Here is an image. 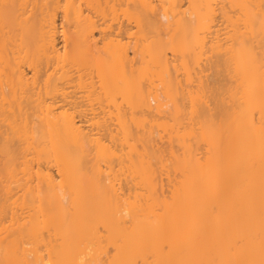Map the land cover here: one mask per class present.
I'll use <instances>...</instances> for the list:
<instances>
[{
  "label": "bare ground",
  "instance_id": "1",
  "mask_svg": "<svg viewBox=\"0 0 264 264\" xmlns=\"http://www.w3.org/2000/svg\"><path fill=\"white\" fill-rule=\"evenodd\" d=\"M178 51L191 53L199 71L204 51L217 52L221 66L224 59L228 112L205 122L203 140L216 150L228 119L225 170L192 181L197 165L185 167L187 180L164 185L160 168L154 179L143 165L141 181L137 174L124 192L101 162L113 164L116 138L130 133L126 120L161 109L163 95L178 103L171 72L180 81L181 67L190 72L189 61L175 64ZM147 54L163 95L139 81L149 74ZM188 100L191 109L204 104ZM204 146L199 157L187 149L185 163L192 167ZM116 158L118 166L127 159ZM0 192V264H264V0H0Z\"/></svg>",
  "mask_w": 264,
  "mask_h": 264
},
{
  "label": "rangeland",
  "instance_id": "2",
  "mask_svg": "<svg viewBox=\"0 0 264 264\" xmlns=\"http://www.w3.org/2000/svg\"><path fill=\"white\" fill-rule=\"evenodd\" d=\"M59 23H60V21H59ZM216 23H218V25L219 26H221V28H224V30H223V32H225V31H229V33L232 31V29H233V27H232V24L231 23H228L227 21H225L224 19H219V20H217L216 21ZM219 26H218V28H219ZM222 37H224V36H222ZM208 39H209V36H208ZM205 52V51H204ZM204 52H202L201 53V61L199 62V68H200V71H201V69L203 68V70H202V73H201V75L199 76V78L200 79H202L201 81H199L200 82V84H197L196 83V80L197 79H199V78H195V76H194V78L196 79H194L193 77H191L190 78V76H193V74L194 75H197V74H195L197 71H199V70H197V68H196V66H194V62H193V58H192V54L191 53H189V52H184V51H178L177 52V55H178V58H180V60L178 59L176 62H175V64H178V65H180V63L181 62H183V60L185 59V60H187V61H189V63H190V72H182V71H184L185 69L183 68V70H182V67L181 66H179L178 67V70H180V67H181V70L180 71H178V72H176L177 74H179V75H181L182 76V81H180L181 79L180 78H177V76L175 77V72H171V73H173L172 74V80H173V89L175 90V88L174 87H177L176 88V91H177V95H175V100H176V98L178 99L177 100V102L178 103H176V101L175 102H173V100L170 98V97H168L167 95H163V93H165V90H163L164 89V82H163V80H162V76L161 77H159V75L161 74L160 73V70L159 69H156V68H154V66L153 65H151V63H150V61H152L151 59V56L149 55V58H147L148 57V54H147V56H146V59L145 60H147V62L149 63L148 64V66H149V74H147V77H145V78H141V80H139L140 82H141V85L142 86H146V87H149V88H151V90L153 89V90H157V88L155 87L156 86V84H158V86H159V89H160V87H162V90H159V92H161L162 93V102H163V106L161 107V109L160 108H158L157 106H154L153 107V109H155L156 107L159 109V110H157V109H155L156 110V112H157V115H160L161 114V116H157V115H155L154 113H155V110H153V112H148L147 113V111H144V110H142V109H140L139 108V110H138V112H143V113H141V115H137L136 113H134L135 111L133 110V113L135 114V115H137L138 117L137 118H139L140 119V121L141 122H138V120H134V115H133V117L132 118H129V120H128V122H127V120L125 121L126 122V124H125V126L126 127H128V133H129V135L128 136H126L125 134H124V138H123V133H121L122 134V136L119 134L118 136H121L120 137V139L118 140L116 137V144L117 145H115V142H114V144H113V148H112V150H115L114 152H116V156L114 157V159H113V164H114V168L113 169H109L108 167H110V168H112V165L113 164H111V166L109 165V160H106L105 158V160H106V162H108V165H107V163H102L101 161H99V162H101V164L103 165V166H101L100 164H98L99 162H98V160L97 159H95V161L96 162H98L97 163V166H101V168H103L102 170H103V172L105 173V177L107 178V182H109L108 181V178L109 177H111V175L110 176H108L106 173H107V171L109 172L108 174H111L112 173V176L114 177V178H116L115 179V181H117V182H120L121 184H123V191L124 192H126L127 190H128V185L126 184V182L127 183H129V182H133V181H135V177H136V175L137 174H140V172H141V170H140V168H142L143 167V165L145 166L144 168L146 169L145 171H148L149 172V170H150V174L152 175V174H154L152 177L154 178V179H156L155 177H157V175H159V178H158V180L163 176L162 174H164V176L161 178L162 180H164L165 181V183H164V181H162L161 180V183H163L164 185L166 184H168V182L170 181V182H173V181H176L177 180V182H178V180L180 181V180H182L183 181V179H184V177H183V175L181 174L182 172V170H185L186 171V173L187 172H189V171H187V169H185V167L186 168H189V169H191L192 168V170H194L195 169V165H197V167H196V169L195 170H197L198 171V173L200 174V175H197V177L195 176V174H193L194 175V177L195 178H193L192 179V181L193 180H197V181H199L200 180V178H202V179H206L207 177V175L208 174H212V172L211 171H216L217 169H220V168H223V170H225V163H227V159H226V153H224V148H226L227 146H226V144H224V140H226V137H225V131H226V127H227V123H228V119H227V122L226 123H221V125L219 126L220 128H221V131L222 132H220V136L221 137H219V135H217V141H215V142H213V143H215V145L213 144L211 147H215V148H217L216 150H214V148H209L207 145H208V143L209 142H207L206 140H203L204 139V129H203V127H204V125L205 126H207L206 124H205V122L206 123H209L210 124V122L211 123H213V122H222V120H224L223 118L221 119V117H223L222 116V114L224 115L225 113H226V102H224V101H222V100H224V99H228V94H227V98H225L226 96H224V93H226V90L229 88V86L228 85H226L227 83H226V81H227V79H226V67H225V64H224V59H222L223 60V65L221 66L220 65V63L222 64V61L219 63V61H220V59H218L217 57V52H216V55L214 54L215 53V51H206L205 53ZM208 52H212V54L211 53H208ZM170 53V52H169ZM171 55V54H170ZM207 57H211L210 59H208V60H204V59H207ZM151 58V59H150ZM139 67H140V65H139ZM198 67V66H197ZM194 69H195V72H193L194 71ZM199 71V72H200ZM179 72H181V73H179ZM198 72V73H199ZM187 73L189 74V75H187ZM190 73H192V74H190ZM176 74V75H177ZM186 76V77H184L183 78V76ZM136 77H137V79H135V84H136V86L137 85H139V82L137 83L136 82V80L138 81V72H137V74H136ZM174 77V78H173ZM180 77V76H179ZM189 78V79H188ZM193 78V79H192ZM153 81H152V80ZM158 79H160V80H158ZM185 79V80H184ZM199 79V80H200ZM189 80H190V82H191V84H193L194 86H195V88L192 86V85H189ZM152 81V83H154L153 84V86L154 87H152L151 85H152V83L150 84V83H148V82H151ZM156 81V82H155ZM184 81H186V83L189 85V86H192V90L193 91H190L191 90V88L190 89H188V91H185V90H187V88H186V85L184 84ZM194 82H195V84H194ZM201 82H202V85H201ZM175 83H176V85H175ZM177 83L178 84H180V88H179V85H177ZM181 85H183V88H182V86ZM198 85L200 86L201 85V88L202 87H204V89L202 88V90H201V88L199 89V87H198ZM157 86V87H158ZM227 86H228V88H227ZM185 87V88H184ZM196 87H198V89L199 90H201V92H199V90L196 88ZM148 88V89H149ZM178 89H182V91H183V93H181V94H178L179 93V91H178ZM184 89V90H183ZM174 90H173V92H174ZM197 90H198V92H197ZM185 91V92H184ZM190 91V92H189ZM196 93H195V92ZM180 92H181V90H180ZM174 93H176V92H174ZM200 93V94H199ZM197 94V95H196ZM202 94V95H201ZM190 95V96H189ZM195 95V97H193ZM200 95V96H199ZM188 97H193V100L190 98L189 100H190V102H193V101H195V102H197V99H199V102H201V101H203V103L204 104H206V103H208V101H209V105L208 104H206L207 105V107H205L204 106V104H201L202 106H201V108L199 107V106H196L195 105V103L193 102V105H191V107H192V109L190 108V104H189V102H183V100H188ZM202 97V98H201ZM203 97H206V98H203ZM183 98V99H182ZM185 98V99H184ZM201 99V100H200ZM207 99V100H206ZM120 100H121V96H120V98L118 97V102H120ZM188 100V101H189ZM204 100H206V101H204ZM227 101V100H226ZM154 101H152V105H154V103H153ZM121 103V102H120ZM174 103V104H173ZM175 103L176 104H178V105H175ZM226 103V104H225ZM228 103H229V101H228ZM179 104H180V106L182 105L183 107L182 108H179L178 106H179ZM184 104H186V105H188L189 104V106H185V108H184ZM156 105V104H155ZM194 105H195V107H197V108H199L200 109V112H199V115L200 116H204L205 115V109L206 108H208L209 106H210V108H208L207 109V111H208V113H206V116L205 117H199V115H198V112L197 113H195L196 112V110L194 109L195 107H194ZM198 105V104H197ZM205 108H204V107ZM176 107H177V109H176ZM203 107V108H202ZM134 109V108H133ZM222 110V111H221ZM160 111V112H159ZM179 111V115H177V112ZM190 112L191 113V111L193 112V116L190 114L189 116H190V118L188 117V118H186V116L184 117L183 115H182V113H185V112ZM203 111H204V114H203ZM188 112V113H189ZM227 112H228V109H227ZM149 113H150V115H149ZM195 113V114H194ZM201 113V114H200ZM140 114V113H139ZM146 114H148L147 116H146ZM187 114V113H186ZM152 115V116H151ZM188 115V114H187ZM194 115H196V117L195 118H193L192 120V122H190V120H191V117H194ZM226 115H227V113H226ZM225 115V116H226ZM155 117L156 119L158 118V120L159 121H157V122H155L156 121V119L154 118V119H152V117ZM157 116V117H156ZM225 118V117H224ZM154 120V121H153ZM147 122H150L149 124H147ZM152 122V123H151ZM190 123V124H189ZM136 124H138V126L136 125ZM225 124V125H224ZM143 125V126H142ZM215 125V129L217 128V126H216V123L214 124ZM145 127V131H144V128H141L140 130H139V128L140 127ZM158 126V127H157ZM210 126H213L212 124H210ZM201 127V128H200ZM158 128V129H157ZM213 128V130H214V135L216 136V134L217 133H219V132H217V131H215V129ZM223 128V129H222ZM165 129H166V131H165ZM148 130V131H147ZM172 130V131H171ZM223 130H225L224 131V134H223ZM132 131V132H131ZM158 131H159V133H158ZM145 132V133H144ZM147 132V133H146ZM161 132V133H160ZM169 132H171V133H169ZM175 132H177L178 134H176ZM149 133H151V134H149ZM168 133H169V136H170V138H169V136H168ZM216 133V134H215ZM130 134H131V136H130ZM166 136H165V135ZM115 135H116V133H115ZM149 135H151V136H149ZM171 135H172V137L173 138H171ZM223 135V136H222ZM168 136V137H167ZM127 137H131V141L133 142H131L129 145H131V146H128V144L127 143H129V140H130V138H128V141L127 142H125L126 141V139H127ZM158 137H160L161 138V141H160V139H158ZM163 137V138H162ZM164 137H165V142H163L162 140L164 139ZM206 138V137H205ZM216 138H214V139H216ZM219 138V139H218ZM121 139H122V141H121ZM167 139H168V141H167ZM212 139V138H211ZM109 139H107L106 140V142H107V144L109 143V141H108ZM113 141H115V139H112ZM113 141H112V143H113ZM160 141V142H159ZM207 143H206V142ZM106 142H105V140H104V143L106 144ZM122 143V145H121V143ZM103 143V144H104ZM120 143V144H119ZM150 143H152L151 145H150V150H152V151H149V144ZM154 143L156 144L155 146L157 147H162L161 149H165V151L163 152V153H161L162 152V150H161V152H159L160 150V147L159 148H157V150L158 151H156L157 152V154H155V152H153V149H152V145H153V148H156V147H154ZM170 143H171V145H172V147L170 148L169 146H170ZM198 143V144H197ZM200 143V144H199ZM201 143H202V146H204V148L202 147L200 150V154H201V152H202V150L204 151V152H202V157L200 156V158H199V160L195 157V156H197V157H199L198 155H197V152H198V150H199V148L201 147ZM104 144V145H105ZM106 144V145H107ZM110 144H111V141H110ZM109 144V145H110ZM159 144V145H158ZM163 144V145H162ZM169 146H168V145ZM192 144V145H191ZM193 144L194 145H196V146H193ZM103 145V146H104ZM200 146V147H198V146ZM122 146V147H121ZM166 146V147H165ZM226 146V147H225ZM105 148L107 147V146H104ZM108 147H110V146H108ZM107 147V148H108ZM116 147V148H115ZM128 147H130V150L132 151L133 149V151H132V153H131V151H127L128 149ZM134 147V148H133ZM164 147V148H163ZM192 147H195L194 148V150H197V151H195L196 152V154H195V156H194V158L192 159V161L193 160H195V164L192 162V161H190L192 164H194V165H192V167L190 166V163H185V161H187V158H186V156H188L187 155V153L189 154V152L188 151H186L187 149L188 150H190V148L192 149V152H193V148ZM198 147V148H197ZM111 148V147H110ZM119 148V149H118ZM124 148H125V150L127 151V153L124 151V152H121L122 150H124ZM146 148H147V150H148V152H147V150H146ZM167 148V149H166ZM197 148V149H196ZM207 149V150H206ZM208 149H210L211 151L212 150H214V151H212V152H210ZM121 150V151H120ZM226 150H227V148H226ZM117 151H119V153H117ZM138 151H139V153L141 152L142 153V155H140L139 153H138ZM206 151H209V154L207 153L206 154ZM95 152H97V154H99V150L98 149H94V150H92L91 151V153L92 154H94L93 156V159L95 158ZM121 152V153H120ZM173 152V153H172ZM174 152H176V153H174ZM185 152H187L186 154H185ZM135 153H137V154H135ZM172 153V156L174 157V158H172V156H170V154ZM91 154V155H92ZM185 154V155H184ZM193 154H194V152H193ZM207 156H206V155ZM129 155V156H128ZM146 155L148 156V158H150V159H147L146 158ZM175 155V156H174ZM98 156V155H97ZM127 157V159H128V161H129V165H127L128 164V162L125 160L124 162H127L126 164H124V162H122V160H124V158H120V157ZM132 156V157H131ZM176 156L178 157V158H176ZM205 156V157H204ZM92 157V156H91ZM90 157V158H91ZM116 157H119L120 158V166H118L119 165V161H118V159L116 158ZM163 157V158H162ZM171 157V158H170ZM208 157V158H207ZM213 158L212 159V163L210 162V161H208L210 158ZM100 158V156L98 157V159ZM115 158L117 159L116 160V163L114 162L115 161ZM159 158H161V159H159ZM166 158V159H165ZM176 158V159H175ZM206 159V160H204V159ZM93 159H92V161H93ZM142 159H143V163L141 162L142 161ZM157 159V160H156ZM186 159V160H185ZM202 159H203V161H202ZM99 160H102V157H101V159H99ZM152 160V161H151ZM163 163V166H162V164L160 163V161ZM166 160V161H165ZM168 160V161H167ZM184 160V161H183ZM198 160V161H197ZM90 161V163H91V160H89ZM146 161V162H145ZM153 161L154 162H157L155 165H153ZM152 162V163H151ZM197 162H199L200 163V165H199V163H197ZM205 162H207V163H205ZM133 163V165L134 166H131V164ZM158 163H160L161 164V166H158L159 164ZM183 163H184V165H183ZM203 163H205V164H203ZM212 165H211V164ZM92 164H94L93 162H92ZM92 164H89L88 163V165L89 166H92ZM106 166H105V165ZM148 164V165H147ZM87 165V164H86ZM87 165V166H88ZM140 167H139V166ZM151 165H152V167H153V169L151 168ZM188 165V166H187ZM202 165V166H201ZM209 165H211L210 167H209ZM86 166V167H87ZM88 166V167H89ZM95 166V165H94ZM97 166H95V167H97ZM129 166V167H128ZM138 166V167H137ZM150 166V167H149ZM198 166H199V168H198ZM224 166V167H223ZM108 168V170H107V168ZM155 167H156V170H155ZM175 167H176V169H175ZM227 167V166H226ZM90 169L88 170L89 172L91 171V167H89ZM122 168L123 169H125V168H130V169H128L127 171L126 170H123L122 171V173H121V170H122ZM136 168H138V169H136ZM160 168V170H159V172H157V175H156V171L158 170ZM166 169L167 168V173L166 172H164V171H162V169ZM207 168H209L210 170H208ZM215 168H217V169H215ZM120 169V170H119ZM86 170H87V168H86ZM134 170V171H133ZM138 170H140V171H138ZM152 170L154 171L153 173H152ZM175 170V171H174ZM177 170V171H176ZM117 171V172H116ZM142 171H144V170H142ZM162 171V172H161ZM185 171H183V173H185ZM202 171H204V172H202ZM201 172V173H200ZM217 172V171H216ZM215 172V173H216ZM221 172H224V171H221ZM116 173V174H115ZM121 173V174H120ZM142 173V172H141ZM192 173H194V171H192ZM219 171L216 173L218 176H220L219 174ZM222 174V173H221ZM226 174H227V172H225V174H222L221 175V178L224 176V179L226 178ZM104 174L102 173V177H104L103 176ZM117 175V176H116ZM142 174H140V175H138V176H140L139 178H138V176H137V181L139 182V181H141V176ZM162 175V176H161ZM217 175H216V177H217ZM102 177H101V179H102ZM105 177L103 178L104 180H102V181H106V179H105ZM200 177V178H199ZM215 177V178H216ZM132 178V179H131ZM214 178V179H215ZM218 178V177H217ZM220 178V179H221ZM130 179H131V181H130ZM134 179V180H133ZM140 179V180H139ZM185 179L187 180L188 178L187 177H185ZM185 179H184V181H185ZM223 179V180H224ZM218 180V179H217ZM112 181H113V179H112ZM156 181V180H155ZM157 182H160V180L159 181H157ZM131 184V183H130ZM0 193H2V192H0ZM15 198H13L12 200H14ZM4 200H6V198H1V196H0V205L1 204H3L4 203Z\"/></svg>",
  "mask_w": 264,
  "mask_h": 264
}]
</instances>
